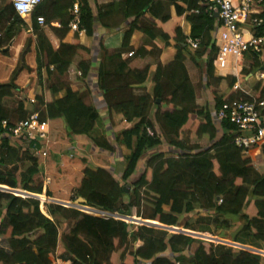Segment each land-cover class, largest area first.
I'll list each match as a JSON object with an SVG mask.
<instances>
[{"label": "trees", "instance_id": "obj_1", "mask_svg": "<svg viewBox=\"0 0 264 264\" xmlns=\"http://www.w3.org/2000/svg\"><path fill=\"white\" fill-rule=\"evenodd\" d=\"M74 6L86 38L93 37L97 25L109 31L123 28L111 56L99 45L100 63L89 79L95 60L69 28ZM182 23L189 27L187 35ZM217 26L203 0H43L27 22L10 0L0 8V50L19 43L23 31L35 38L27 64L21 58L11 79L0 82V187L72 206L45 202L43 215L40 201L0 190V242L6 243L0 246V264H51L57 258H68L70 264H112L113 255L118 264H259L249 252L213 243L206 249L192 236L139 223L198 229L232 244L264 242V146L243 155L234 145L235 127L216 118L226 103L264 102V78L253 87L247 83L261 64L248 53L237 77L216 76ZM135 34L141 36L136 49L131 45ZM188 39L199 42L197 50L189 49ZM170 43L173 60L162 65V50ZM186 50L193 53L191 61L210 91L214 115L196 103L184 66ZM149 59L156 60L154 66ZM71 73L82 89L70 84ZM19 74L20 79L30 74L38 83L43 76L48 81V98L37 96L31 111L16 81ZM147 82L148 91L142 88ZM221 84L225 87L218 93ZM14 92L19 99L9 112L3 101ZM91 92L100 93L108 118L120 116L126 124L113 133L115 144L127 152L119 181L110 172L114 147L88 102ZM33 114L47 125L43 159L2 127V122L12 127ZM203 140L207 148L198 145ZM78 200L84 203L76 205ZM250 207L253 218L246 214ZM77 208L131 217L138 224L101 219Z\"/></svg>", "mask_w": 264, "mask_h": 264}, {"label": "built area", "instance_id": "obj_2", "mask_svg": "<svg viewBox=\"0 0 264 264\" xmlns=\"http://www.w3.org/2000/svg\"><path fill=\"white\" fill-rule=\"evenodd\" d=\"M43 0H10L14 12L19 18L26 21L34 9ZM205 13L214 17L218 23L213 36L214 47L217 54L213 62L217 72H228L231 77H237L241 71V64L246 54L256 56L261 64V69L253 75L258 80L264 78V0H203ZM72 21L69 24L70 30L78 37L84 36L79 29V13L76 6L71 10ZM260 16V17H258ZM42 26L43 19L36 20ZM249 26V29H245ZM261 32L254 36L255 32ZM191 51L198 48L197 40H187ZM131 57V54L127 55ZM238 87H233L236 90ZM264 110L263 101H237L231 104H224L216 114L218 121L226 120L236 129L234 145L247 155L253 146H264ZM2 127L7 129L9 134L25 143L31 154L37 158L45 157L47 143V125L40 123L37 115L33 114L28 119L18 122L12 127H7L2 122ZM39 143V148L36 147ZM31 145V146H30ZM79 211L96 216L102 219H122L126 223H137L134 218L120 217L116 214L110 215L92 208H77Z\"/></svg>", "mask_w": 264, "mask_h": 264}, {"label": "rangeland", "instance_id": "obj_3", "mask_svg": "<svg viewBox=\"0 0 264 264\" xmlns=\"http://www.w3.org/2000/svg\"><path fill=\"white\" fill-rule=\"evenodd\" d=\"M8 4V0L4 1V0H0V8H3L4 6H6ZM182 30L183 33H188V25L187 24H182ZM1 33V32H0ZM48 32H47V36H48ZM79 38H83V35H81V37ZM29 39L31 40V42L28 44ZM34 42H35V38L32 36L31 31H23L21 34V39L19 43H14V41H12L11 43L8 44V46H6L5 44L2 43V47H5L4 49H6L5 53L6 56H3V51H0V82L1 83H6L8 82L9 79H11V72L13 71L14 67L16 66V64H19L20 59H23V64H27V62L29 61V54L34 46ZM133 46H135V43H133ZM174 52H175V48L173 46V43H170L169 46L163 48L159 62L162 65L168 64L173 60V56H174ZM191 56H193V53L190 50H186L185 51V57H186V61L184 63V66L186 68V71L188 73V76L190 78V82L193 85V89L195 92V96H196V103L198 104V106L202 107L205 106L208 108V110L212 113V115H214V110H213V99L212 96L210 94V91L205 90L204 88V80L200 77V73L197 70V68L194 66V64L191 61ZM128 59V58H127ZM156 63V60L153 59H149V64H151V66H154ZM198 63H202V61H199ZM21 74V73H20ZM20 74L17 76L16 81L19 80V89L20 90H24L23 95H25L27 102V109L29 111L33 110V108L35 107L34 101L35 98L37 96L43 95L45 93V97L48 98V93H46V90L48 88V81L46 79L45 76H43L41 83H38V79L33 76L31 77L30 74L25 75L26 78H21L20 79ZM216 75V73H215ZM217 76V75H216ZM68 80H70V84L71 85H76V87L78 89H82V83L75 80L74 78V74L71 73L70 75H68ZM251 84L250 87H253L255 85V80L252 78L251 81L249 82ZM94 86H92L93 88ZM225 85L221 84L219 86V88L217 89L218 93H221L224 90ZM19 99V93L14 92L13 93V97L10 99H5L3 101L4 106L8 109L9 112H12L15 108V105L17 103ZM102 130L104 131L105 137L108 138V140L110 141V143L113 145L114 147V153L111 156L112 159V167L110 169V172L114 174V179L119 181L121 173L124 169V157L127 154V152L123 149L118 147L113 139V133L110 131H105L104 128L102 127ZM201 148H207L208 146V142L206 140H203L201 143L198 144ZM22 147L23 149H26L27 146L25 143H22ZM161 151H166V147L162 146L161 147ZM143 165H144V161H142V163L139 166V169L142 168L143 169ZM140 171V170H138ZM135 179V178H134ZM43 201H41V205H40V210H42V212H45L44 207H43ZM102 219V218H101ZM142 221H139V223L141 224ZM142 225V224H141ZM181 229V228H179ZM67 231V229L65 230ZM194 234H197L199 240L204 242V247L207 249L208 248V243H213L215 245L218 246H223L225 248H231L233 247V244H231V242L229 243V239H223V240H219L215 236L214 234L211 235L209 233H200L198 232V229H196L195 231H191ZM218 233V232H216ZM196 235V236H197ZM221 241V242H220ZM224 242V243H223ZM227 243V244H226ZM140 245V244H139ZM0 246H4L6 247V243L3 241L0 242Z\"/></svg>", "mask_w": 264, "mask_h": 264}, {"label": "crops", "instance_id": "obj_4", "mask_svg": "<svg viewBox=\"0 0 264 264\" xmlns=\"http://www.w3.org/2000/svg\"><path fill=\"white\" fill-rule=\"evenodd\" d=\"M88 2L92 4V0H88ZM26 22H27V20H26ZM245 29H249V26H246ZM188 32H189V28H188ZM185 34L187 35L188 33H185ZM122 35H123V28H119L118 30H114V31H109V30H104L97 25L94 27V35L92 38H86L85 35L83 36V38H79L80 45L89 49L92 53L94 60H95L93 62V65L91 66L90 75H89L88 79L90 77H92V78L95 77L96 73H97L98 64L100 63V51H99L100 46L99 45L102 46V48L106 52L107 56H111L119 48V46L121 44V40H122ZM140 38H141L140 34H135L133 36L131 45L134 49L139 47ZM133 43H135V46H133ZM5 50H0V51H5ZM127 58H128L127 55H123L121 59L126 60ZM215 73L218 77H223V78L231 77L230 74H228V72H217L215 70ZM252 78L255 80V84L258 81L257 77H255L254 75L250 76L249 79H247V83L249 86H251V84L249 82L251 81ZM149 87H150L149 82L145 83L142 86V88L146 91L149 90ZM136 89H140V88H136ZM88 102L91 103V105L94 107V109H96L97 112L99 113V116L101 119V126L104 128L105 131H110L112 133H116L126 126L125 123L121 122L120 116H113L111 118H108L107 110H106L104 101L102 100L99 92H94V93L91 92V97H90V100H88ZM40 211L43 215H45V212H42V210H40ZM246 214L248 215V217L253 218L255 216V211L252 207H250L246 211ZM229 243H230V241H229ZM231 248L236 249V250L249 252L250 254H252L258 258L259 264H264V242H262V243H260V242L250 243V242L245 241V244H233V247H231ZM70 263L71 262L68 261V258H66L64 261L57 258L54 261H52L51 264H70ZM111 263L112 264H118V258L116 255H113L111 257Z\"/></svg>", "mask_w": 264, "mask_h": 264}, {"label": "water", "instance_id": "obj_5", "mask_svg": "<svg viewBox=\"0 0 264 264\" xmlns=\"http://www.w3.org/2000/svg\"><path fill=\"white\" fill-rule=\"evenodd\" d=\"M214 18H216V15L214 16ZM0 190L2 191H6V192H10L8 191L7 189L5 188H2L0 187ZM10 193H13V194H16L18 196H21V197H28V198H33V199H36L38 201H43V202H53V203H56V204H59V205H62V206H65V207H72L68 204H65V203H60V202H54V201H51V200H47L43 197H39V196H35V195H31V194H27V193H23V192H19V191H13V192H10ZM84 202L82 200H78L76 205H79V204H83ZM142 225H146L148 227H156V228H159L161 230H164V231H167L168 233H183V234H186V235H189V236H192L194 238L198 237L197 234H194L192 232H189V231H185V230H182V229H179V228H172V227H162V226H158L157 224H154V223H148V222H141ZM197 235V236H196ZM198 239V238H196Z\"/></svg>", "mask_w": 264, "mask_h": 264}]
</instances>
